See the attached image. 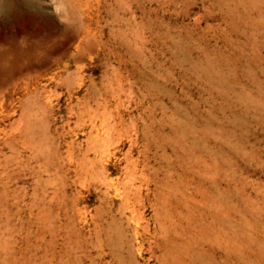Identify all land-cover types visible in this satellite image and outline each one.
I'll return each mask as SVG.
<instances>
[{
  "label": "rangeland",
  "instance_id": "374dc122",
  "mask_svg": "<svg viewBox=\"0 0 264 264\" xmlns=\"http://www.w3.org/2000/svg\"><path fill=\"white\" fill-rule=\"evenodd\" d=\"M63 11L0 87V264H264V0Z\"/></svg>",
  "mask_w": 264,
  "mask_h": 264
},
{
  "label": "bare ground",
  "instance_id": "6f19581e",
  "mask_svg": "<svg viewBox=\"0 0 264 264\" xmlns=\"http://www.w3.org/2000/svg\"><path fill=\"white\" fill-rule=\"evenodd\" d=\"M47 1L0 0V87L26 69L39 68L52 49L67 52L78 39L74 49L81 47L79 33L72 34L57 23L69 0ZM49 4L52 11L47 9Z\"/></svg>",
  "mask_w": 264,
  "mask_h": 264
}]
</instances>
